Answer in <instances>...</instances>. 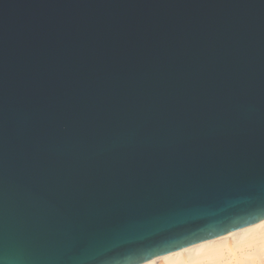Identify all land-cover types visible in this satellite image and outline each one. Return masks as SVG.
I'll list each match as a JSON object with an SVG mask.
<instances>
[{"label":"water","instance_id":"obj_1","mask_svg":"<svg viewBox=\"0 0 264 264\" xmlns=\"http://www.w3.org/2000/svg\"><path fill=\"white\" fill-rule=\"evenodd\" d=\"M260 206L264 0H0V264H139Z\"/></svg>","mask_w":264,"mask_h":264},{"label":"bare ground","instance_id":"obj_2","mask_svg":"<svg viewBox=\"0 0 264 264\" xmlns=\"http://www.w3.org/2000/svg\"><path fill=\"white\" fill-rule=\"evenodd\" d=\"M261 224L264 218L221 236L152 257L143 264H227L233 261L232 253L238 254L246 248L250 238L260 233Z\"/></svg>","mask_w":264,"mask_h":264},{"label":"clouds","instance_id":"obj_3","mask_svg":"<svg viewBox=\"0 0 264 264\" xmlns=\"http://www.w3.org/2000/svg\"><path fill=\"white\" fill-rule=\"evenodd\" d=\"M257 208H264V206ZM259 227L261 229L260 233L250 238L246 246V255L233 260L235 264H264V224H261ZM233 261H229L227 264H232ZM140 264H143V261Z\"/></svg>","mask_w":264,"mask_h":264},{"label":"snow or ice","instance_id":"obj_4","mask_svg":"<svg viewBox=\"0 0 264 264\" xmlns=\"http://www.w3.org/2000/svg\"><path fill=\"white\" fill-rule=\"evenodd\" d=\"M247 252V247L243 250H241L238 254L237 253H232V259L236 260L238 258H242L246 255Z\"/></svg>","mask_w":264,"mask_h":264}]
</instances>
